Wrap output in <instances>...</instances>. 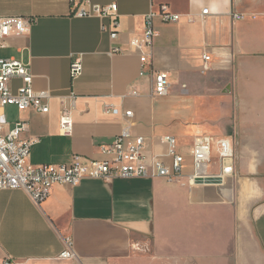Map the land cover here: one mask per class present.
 <instances>
[{
    "label": "crops",
    "instance_id": "1",
    "mask_svg": "<svg viewBox=\"0 0 264 264\" xmlns=\"http://www.w3.org/2000/svg\"><path fill=\"white\" fill-rule=\"evenodd\" d=\"M78 1L0 0L1 15L33 19L28 33L0 47V57L28 63L35 89L52 94L49 113L6 108L4 132L22 120V138L36 139L31 162L104 159L102 146L130 126L145 137L147 156L167 163L163 137L174 135L188 159L186 174L197 135L226 137L233 172L220 184L195 186L187 178H87L56 185L40 204L23 189L2 190L0 264L8 257L21 264H264V0H91L118 4L116 40L109 17L74 15ZM162 5L181 19L155 16L158 35L142 66L130 40L144 37L146 15ZM78 59L83 73L73 78ZM154 71L169 73V94H155ZM72 93L74 132L64 135L60 97ZM110 104L133 117L106 113ZM222 165L215 144L210 173L220 174ZM69 238L77 259L61 257Z\"/></svg>",
    "mask_w": 264,
    "mask_h": 264
},
{
    "label": "built area",
    "instance_id": "2",
    "mask_svg": "<svg viewBox=\"0 0 264 264\" xmlns=\"http://www.w3.org/2000/svg\"><path fill=\"white\" fill-rule=\"evenodd\" d=\"M206 8L202 14L209 15ZM74 15L100 16L111 19V38L116 40L119 36V6L117 3L101 5L91 0H80L74 4ZM161 16L164 21H179L181 15L171 11L168 5H162L158 10H151L145 17L144 37H134L130 40V50L140 54L141 64L149 62L148 49H152L158 32L154 26L155 16ZM235 18H244L243 14L234 15ZM33 19L25 16H4L0 14V47L6 46L7 39L14 35H23L29 32ZM103 29H107L103 26ZM114 53L123 52L119 47L113 49ZM203 70L210 69L211 56L205 54ZM83 73L81 59L76 60L71 66L73 78ZM141 75H145L141 70ZM155 94L167 95L171 90L170 75L164 71H154ZM20 79L21 85L14 88V79ZM138 94L137 90L131 92ZM49 90H36L34 75L28 63L16 58L0 57V192L5 189H23L29 193L32 200L40 204L58 184L76 186L87 178L104 179L132 177H164L169 181L181 182L187 178L191 186L220 184L225 177L233 172L234 149L231 141L226 137L215 138L211 135L201 134L195 137L191 151L192 170L186 174L188 164L187 156L179 152L178 141L174 135H165L163 141L168 145V155L171 162L167 163L159 157L149 158L145 153L146 139L144 136L134 135L131 127L127 126L119 133L115 140L102 146L104 159H90L82 155H73L67 163L35 165L31 162L34 138H22L27 129L25 121H18L8 132L4 128L8 123L6 108L16 106L20 110L34 109L42 113L51 110ZM78 95L72 93L60 97L61 114L59 119L60 132L72 135L74 132V110ZM106 113L123 114L131 119L132 110L122 112L117 106H105ZM218 146L220 158L223 162L222 172L218 175L210 173V163L214 145ZM68 248L62 252L61 257L77 259L78 253L74 248L72 239H67ZM3 264H21L19 261L8 257Z\"/></svg>",
    "mask_w": 264,
    "mask_h": 264
}]
</instances>
